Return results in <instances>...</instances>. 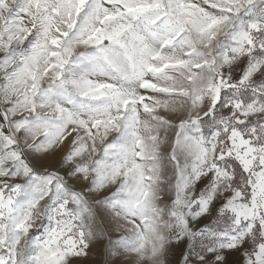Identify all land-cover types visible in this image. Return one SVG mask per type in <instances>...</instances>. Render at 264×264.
I'll use <instances>...</instances> for the list:
<instances>
[{
    "label": "snow or ice",
    "instance_id": "6c2138e0",
    "mask_svg": "<svg viewBox=\"0 0 264 264\" xmlns=\"http://www.w3.org/2000/svg\"><path fill=\"white\" fill-rule=\"evenodd\" d=\"M264 264V0H0V264Z\"/></svg>",
    "mask_w": 264,
    "mask_h": 264
},
{
    "label": "rangeland",
    "instance_id": "374dc122",
    "mask_svg": "<svg viewBox=\"0 0 264 264\" xmlns=\"http://www.w3.org/2000/svg\"><path fill=\"white\" fill-rule=\"evenodd\" d=\"M102 261H103V257H101V261H100V264H102Z\"/></svg>",
    "mask_w": 264,
    "mask_h": 264
}]
</instances>
